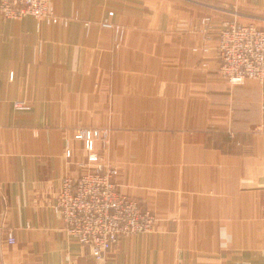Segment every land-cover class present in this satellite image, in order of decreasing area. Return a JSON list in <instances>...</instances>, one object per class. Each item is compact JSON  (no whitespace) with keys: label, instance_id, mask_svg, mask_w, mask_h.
I'll return each mask as SVG.
<instances>
[{"label":"crops","instance_id":"1","mask_svg":"<svg viewBox=\"0 0 264 264\" xmlns=\"http://www.w3.org/2000/svg\"><path fill=\"white\" fill-rule=\"evenodd\" d=\"M50 2L66 24L0 17V264H264V80L230 85L217 54L233 20L264 28V0ZM81 126L108 127L99 162L155 215L104 259L57 211L96 165Z\"/></svg>","mask_w":264,"mask_h":264},{"label":"built area","instance_id":"2","mask_svg":"<svg viewBox=\"0 0 264 264\" xmlns=\"http://www.w3.org/2000/svg\"><path fill=\"white\" fill-rule=\"evenodd\" d=\"M25 15L52 23L66 24L68 21L56 14L50 0H0V17L20 19ZM210 20V16L201 19L203 31H208ZM102 25L113 30L118 46L122 26L112 22H102ZM217 54L218 73L230 85L243 84L247 79L264 80V28L254 22L233 20L220 30ZM23 104V100L14 102L16 107ZM73 136L83 142L85 163L96 165L78 177L64 175L61 178L57 211L66 231L81 245H87L92 257L104 259L120 237L152 231L155 215L150 209L143 208L137 199L118 189L116 167L99 162L95 142L100 140L103 145L109 142L108 127L81 126ZM68 145L67 139L66 156H70ZM262 208L264 211V198ZM7 242H15L13 229L7 231Z\"/></svg>","mask_w":264,"mask_h":264},{"label":"rangeland","instance_id":"3","mask_svg":"<svg viewBox=\"0 0 264 264\" xmlns=\"http://www.w3.org/2000/svg\"><path fill=\"white\" fill-rule=\"evenodd\" d=\"M109 133H110V130H109ZM98 154H99V152H98ZM100 156V155H99Z\"/></svg>","mask_w":264,"mask_h":264}]
</instances>
